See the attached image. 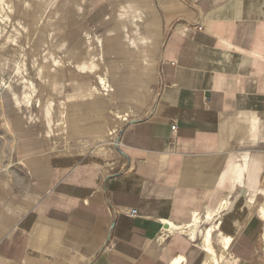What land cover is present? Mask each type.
<instances>
[{
	"label": "crops",
	"instance_id": "crops-1",
	"mask_svg": "<svg viewBox=\"0 0 264 264\" xmlns=\"http://www.w3.org/2000/svg\"><path fill=\"white\" fill-rule=\"evenodd\" d=\"M0 17V264H264V0Z\"/></svg>",
	"mask_w": 264,
	"mask_h": 264
},
{
	"label": "bare ground",
	"instance_id": "bare-ground-1",
	"mask_svg": "<svg viewBox=\"0 0 264 264\" xmlns=\"http://www.w3.org/2000/svg\"><path fill=\"white\" fill-rule=\"evenodd\" d=\"M0 19L7 20L4 17H0ZM17 67L19 68L18 73H20L22 68H26L27 67V64H26V62H23L21 64H18ZM24 80H26V81H24ZM22 82L25 83V84L26 83L27 84H30L33 87V90H34V93L33 94L36 93L35 83H34V81L32 79L26 78L24 76L23 79H22ZM102 82H105V81L102 80ZM1 83L4 84V85L5 84H10V83H7L6 81H1ZM103 84L105 85V83H103ZM49 111H50V109H49ZM226 206H227V202L223 203V205L220 208L224 209ZM198 222H200V217L199 216H196V219H195V227H194L195 229H192L191 232H190L193 237H195L196 226H197ZM213 230H214L213 228H210L203 235V244H204V248L206 250L205 260H204V263L203 264H222L221 261H222V259L224 257V253L223 254H219L212 247V232H213ZM230 242H231V239L230 238H227L226 239V244H229ZM184 258L185 257H179L177 260H175L173 262V264H181V262L184 260Z\"/></svg>",
	"mask_w": 264,
	"mask_h": 264
},
{
	"label": "rangeland",
	"instance_id": "rangeland-1",
	"mask_svg": "<svg viewBox=\"0 0 264 264\" xmlns=\"http://www.w3.org/2000/svg\"><path fill=\"white\" fill-rule=\"evenodd\" d=\"M26 78H29V77H26ZM24 81H26V80H24ZM207 224H208V222H207L206 218H204L201 222V226L204 228L205 226H207ZM198 241L199 242L201 241L200 236L198 237Z\"/></svg>",
	"mask_w": 264,
	"mask_h": 264
},
{
	"label": "built area",
	"instance_id": "built-area-1",
	"mask_svg": "<svg viewBox=\"0 0 264 264\" xmlns=\"http://www.w3.org/2000/svg\"><path fill=\"white\" fill-rule=\"evenodd\" d=\"M173 129H174V130H177V126L174 125V126H173ZM136 212H137V211H136L135 209H133V210L131 211V214H132V215H135Z\"/></svg>",
	"mask_w": 264,
	"mask_h": 264
}]
</instances>
